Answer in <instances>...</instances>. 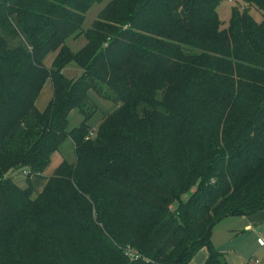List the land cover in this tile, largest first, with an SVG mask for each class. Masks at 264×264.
<instances>
[{
  "label": "trees",
  "instance_id": "trees-1",
  "mask_svg": "<svg viewBox=\"0 0 264 264\" xmlns=\"http://www.w3.org/2000/svg\"><path fill=\"white\" fill-rule=\"evenodd\" d=\"M97 1L0 0V30L15 35L17 14L31 45L0 35V264H188L204 246L219 264L214 226L264 210V0H243L261 22L236 8L227 27L220 0H109L74 52L67 40ZM91 89L118 106L93 139ZM66 139L75 162L35 192L31 176ZM71 237L87 255L74 259Z\"/></svg>",
  "mask_w": 264,
  "mask_h": 264
},
{
  "label": "rangeland",
  "instance_id": "rangeland-1",
  "mask_svg": "<svg viewBox=\"0 0 264 264\" xmlns=\"http://www.w3.org/2000/svg\"><path fill=\"white\" fill-rule=\"evenodd\" d=\"M108 1L109 0L97 1L92 4V6L88 9V11H86L85 20L82 24L83 33L82 34L79 33L80 35H77V37L79 36L78 38L70 37L67 40V45L72 51L74 52L78 51L87 43V39L83 34L86 32L87 29H89L92 26L93 22L100 17L102 11L106 8ZM236 8H241L242 10L244 8H247L246 12L248 11L249 14L253 17V19L258 23L263 20V12L254 5L250 4L249 2L246 3V1L244 2L243 0H220V2L217 5V11L223 27L228 26L233 16V12ZM11 20L15 26L16 34L14 33L15 35H9L4 31L0 30V35L6 40L7 46L10 49L22 47L25 48V50H30L31 45L29 39L25 34V32L20 28V25L17 20V14L12 15ZM54 57H55L54 53H50L45 59V64L47 66H51L53 64L52 62ZM63 72L67 77L75 78L79 76V74L81 73V69L77 67V65L74 62H72L64 66ZM52 93H53L52 83L50 78H48L44 83L36 99L35 102L36 106L40 109L45 108L52 97ZM88 94L90 96L89 112H93L95 109V114L90 123L91 131L92 130L95 131L94 135L92 136L93 139L94 137L97 136V128L100 124V121L103 119L104 115L114 111L118 106L117 104L113 103L110 100L103 99V97L96 94L93 89L89 90ZM80 117L82 118L79 111L77 109H73L69 115V128H73L77 126L79 124ZM61 146L58 149L60 150L59 152L65 154V158L69 163L73 162L76 157V154H74V151L71 148L72 146L71 140L66 139L61 144ZM9 175L14 179V181L19 183L20 185L22 186L25 185L26 175L23 174L21 170L10 172ZM41 190L38 191L35 190V192L39 193ZM192 191L193 190H190L189 192L183 194L181 199L183 201H186L188 197L191 195ZM55 204L56 205L51 208V211L55 212L54 214L56 215L58 214L57 211L59 210L60 207H59V202L56 200H55ZM173 205L176 208L179 207L180 201L177 200L176 202L173 203ZM235 223L236 220L233 219V217H230L220 221V223L217 224L213 229L212 237H211V246L216 252L223 253L222 250L227 251V249H222V248H225L226 245L230 242V240L233 243L235 242L236 240L235 233L231 231V228L234 227ZM69 241H70L69 243L70 249L74 256V259H77L79 257L82 258L81 253L87 255L85 252H83V246L79 243V241H76L72 237L69 239ZM223 256L225 258L227 257L226 261L228 262V264L229 261H231V258L234 259V264H239V261L237 257L234 255V252L229 250L228 252L223 253ZM246 256H247L245 257L246 260L249 257H252V259L260 258L259 256L256 255V253L249 254ZM191 260L189 261L188 264H192Z\"/></svg>",
  "mask_w": 264,
  "mask_h": 264
},
{
  "label": "crops",
  "instance_id": "crops-1",
  "mask_svg": "<svg viewBox=\"0 0 264 264\" xmlns=\"http://www.w3.org/2000/svg\"><path fill=\"white\" fill-rule=\"evenodd\" d=\"M81 119L82 118L80 117V121ZM71 148L75 154V147L73 143ZM59 151L60 150H57L51 155L50 162L43 172L36 173L31 176L32 184L36 191L43 189V187L46 185L47 181L49 180L50 176L53 174L54 170L56 169V167L64 159H66L65 154ZM75 160L76 157L74 161L71 163H74ZM230 217H233V219L236 220L234 227L231 228V231L235 233L236 240L234 242L235 244L230 240V242L226 245V247L222 248V249H227V251L222 250V252L225 253L228 252L229 250L234 252V255L237 257L239 264H264V246H261L258 242V238L264 235V210H260L258 212L252 214H246V215H230L224 217L220 221ZM220 221L217 224H219ZM253 253H256V255L259 256L260 258L252 259V257H249L246 260L245 258L247 257L246 255ZM209 259H210V248L208 247L206 248V246H204L193 256L191 261L192 264H208ZM226 260L227 257L226 258L224 257V259L220 258V261H218V263L220 264L225 262L226 264H228ZM229 264H234L233 258H231Z\"/></svg>",
  "mask_w": 264,
  "mask_h": 264
},
{
  "label": "built area",
  "instance_id": "built-area-1",
  "mask_svg": "<svg viewBox=\"0 0 264 264\" xmlns=\"http://www.w3.org/2000/svg\"><path fill=\"white\" fill-rule=\"evenodd\" d=\"M94 130H92L91 132H90V135L89 136H92L93 134H94ZM87 138H89V137H87ZM23 174H27V170H23ZM258 242H259V244L261 245V246H264V235H262V236H260L259 238H258ZM127 253L130 255V257L132 258V259H137L138 257H140V253L139 252H136V251H134V250H132L131 248H127Z\"/></svg>",
  "mask_w": 264,
  "mask_h": 264
}]
</instances>
